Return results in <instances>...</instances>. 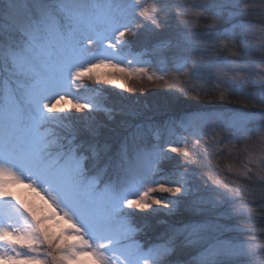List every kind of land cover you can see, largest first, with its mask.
<instances>
[{"label": "snow or ice", "instance_id": "obj_1", "mask_svg": "<svg viewBox=\"0 0 264 264\" xmlns=\"http://www.w3.org/2000/svg\"><path fill=\"white\" fill-rule=\"evenodd\" d=\"M168 52L166 91L256 111L84 95L168 84ZM261 236L264 0H0V264H264Z\"/></svg>", "mask_w": 264, "mask_h": 264}, {"label": "rangeland", "instance_id": "obj_2", "mask_svg": "<svg viewBox=\"0 0 264 264\" xmlns=\"http://www.w3.org/2000/svg\"><path fill=\"white\" fill-rule=\"evenodd\" d=\"M146 46L150 47V44L146 45L145 42H143L142 40L134 39L132 42L133 57H130V58H135L136 56H139L140 53L144 50V48ZM172 56H173V53L168 52V53L162 54L160 56L153 55V54L149 53L147 55H143L140 57L142 60L149 62V71L155 72L156 75L162 74L161 69L167 70L170 73L169 78H168V84L157 85L156 83L148 82L147 80H145V81H143L142 84L137 83V84L132 85V87L135 89V91H123L122 92L119 89H114L111 87H104V86H96V85H93L90 82L86 81L85 85H84V89H85L84 95H86V96L90 95L92 93L93 89H95L97 87H101L103 90V97L102 98L104 99V101L107 104H109V105L123 104V105H128V106H132V107H136V108H141L140 110H142V111L145 110L144 108H142L144 105V102L149 100L150 98L151 99L154 98V100H161L162 102H166V99L169 101V99H171V98L175 99V100L179 99V98L180 99L187 98V96H181L177 92H169V91L165 90L169 87V85H171L172 87H175V88L183 87V88L190 91L189 85L177 84V83H174L172 81L171 76L176 74L174 71L175 65L172 62ZM161 60H165L166 63L162 64L160 62ZM99 71L103 72L106 70L100 69ZM141 87H143L144 95L140 94ZM191 98H192V96H191ZM153 103H157V102H153ZM149 104H151V103H149ZM220 109L217 111H223V109H225V108H222L221 110ZM154 111L155 112L158 111L160 113V110H158L157 108H155ZM199 111H202V110H199ZM239 111L240 112H248V111H241V110H239ZM163 112H166V111H163ZM192 112H195V109H193ZM181 114L182 113L178 112V115H177L175 113V111H173V112H171L170 115H166V116L161 115L160 118L168 119L172 116L182 117L183 115H181ZM100 118H102V117H100ZM249 127L252 129H255V128L259 127V123L250 124ZM243 147H244V144L241 143L239 145V148L243 149ZM224 160H225V163H224ZM229 162H232V161H229L227 159H221V161H220L221 166H224L226 163H229ZM177 217H179V216H177ZM198 219H200V218H198ZM188 222L189 221H187V222H184V221L181 222L180 221L179 223H188ZM149 223L154 226L156 224V219L155 218H149ZM160 230H161L160 228H157L156 232H159ZM156 232H149V235L154 237L156 235ZM259 240L264 241V236L259 237ZM189 258H190L189 252L178 251L170 259L174 262V264H180V262L187 261V260H189Z\"/></svg>", "mask_w": 264, "mask_h": 264}, {"label": "trees", "instance_id": "obj_3", "mask_svg": "<svg viewBox=\"0 0 264 264\" xmlns=\"http://www.w3.org/2000/svg\"><path fill=\"white\" fill-rule=\"evenodd\" d=\"M199 90V89H197ZM189 97V98H188ZM153 102H157V103H153ZM151 103V104H149ZM155 105V106H154ZM225 108L223 109V111H228V110H232V111H256L255 109H245L240 107L239 105L233 103V104H228V103H216V102H209V99H200L199 101L194 99L193 97L191 98V96H187V98L184 99H169V101L166 99V102H162L161 100H154L153 99H149L147 101L144 102V105L142 108H144L145 112L148 115H152L155 116L156 119H163L160 118L161 115H170L171 112L175 111V113L178 115V112L182 113L181 115H184L185 113H189L192 112L193 109H195V112L202 110V111H208V112H212V111H217L220 108ZM155 108H157L158 110H160V113L158 111H154ZM141 109V108H138ZM173 109V110H172ZM220 109V110H221ZM170 110V111H169ZM172 110V111H171ZM166 111V112H163ZM177 111V112H176ZM159 115V116H158ZM180 115V116H181ZM171 118H176L179 119L180 117L178 116H172ZM225 163V160H224ZM200 217H193L189 214H180L179 217H175L172 218L171 222H175V223H179L180 221H192V220H197ZM201 219V218H200Z\"/></svg>", "mask_w": 264, "mask_h": 264}]
</instances>
